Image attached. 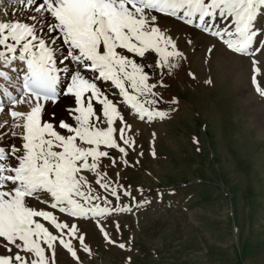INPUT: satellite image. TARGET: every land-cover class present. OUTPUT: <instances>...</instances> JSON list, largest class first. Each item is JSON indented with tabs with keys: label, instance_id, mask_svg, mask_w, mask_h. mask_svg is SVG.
<instances>
[{
	"label": "snow or ice",
	"instance_id": "obj_1",
	"mask_svg": "<svg viewBox=\"0 0 264 264\" xmlns=\"http://www.w3.org/2000/svg\"><path fill=\"white\" fill-rule=\"evenodd\" d=\"M261 17L264 0H0V113L11 118L0 121V264H56L58 249L85 264L74 220L116 244L106 222L152 203L119 182L139 164L134 126L179 111L167 80L198 51L175 25L205 36L203 62L220 47L246 59L264 99Z\"/></svg>",
	"mask_w": 264,
	"mask_h": 264
},
{
	"label": "rangeland",
	"instance_id": "obj_2",
	"mask_svg": "<svg viewBox=\"0 0 264 264\" xmlns=\"http://www.w3.org/2000/svg\"><path fill=\"white\" fill-rule=\"evenodd\" d=\"M201 45L167 80L164 95L179 98V111L154 126H134L129 163L139 164L120 169L119 182L134 196L142 188L152 203L106 222L116 244L92 221H73L91 248V255L78 252L85 264H264V99L254 92L246 59L225 53L209 64ZM104 167L116 180L117 169L107 160ZM56 264L74 261L58 249Z\"/></svg>",
	"mask_w": 264,
	"mask_h": 264
},
{
	"label": "bare ground",
	"instance_id": "obj_3",
	"mask_svg": "<svg viewBox=\"0 0 264 264\" xmlns=\"http://www.w3.org/2000/svg\"><path fill=\"white\" fill-rule=\"evenodd\" d=\"M261 19V18H260ZM259 19V20H260ZM258 20V21H259ZM176 29L178 30V34L176 36V39L177 40H180V39H184V40H187V39H192L194 41L195 44H202L200 46V51H204V48H205V45H207L208 41L207 39L205 38L204 35H202L198 30L192 28V29H188L184 26H181L180 24H177L175 25ZM223 47H220V49L218 50L217 52V55L218 56L219 54H229L231 55L229 52L225 51L222 49ZM233 56V55H231ZM236 57V56H235ZM239 59V57H236ZM5 116V117H4ZM11 118L9 116H6L4 115L3 113H0V121H3V120H10Z\"/></svg>",
	"mask_w": 264,
	"mask_h": 264
}]
</instances>
